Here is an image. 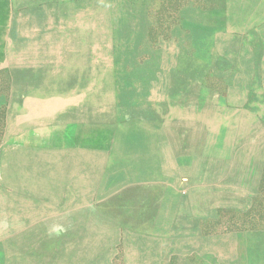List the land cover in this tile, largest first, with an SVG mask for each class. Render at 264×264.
Returning a JSON list of instances; mask_svg holds the SVG:
<instances>
[{"label":"rangeland","instance_id":"374dc122","mask_svg":"<svg viewBox=\"0 0 264 264\" xmlns=\"http://www.w3.org/2000/svg\"><path fill=\"white\" fill-rule=\"evenodd\" d=\"M0 264H264V6L0 0Z\"/></svg>","mask_w":264,"mask_h":264},{"label":"crops","instance_id":"0c3cea01","mask_svg":"<svg viewBox=\"0 0 264 264\" xmlns=\"http://www.w3.org/2000/svg\"><path fill=\"white\" fill-rule=\"evenodd\" d=\"M48 1V0H45ZM51 2L57 1V0H50ZM254 3L257 7H261L264 6V0H254ZM90 70L86 71V73H88ZM97 69H96V73H97ZM93 74V73H92ZM97 80V78H96ZM84 103L81 107V111H79L78 113H80V115H78L77 118H79V120H76V129L78 131L81 132V134H84V136L87 139H91V140H95L96 141V154H98V141H99V129H100V116H99V111L98 110H93L91 108V110L84 108L85 107ZM184 113V112H183ZM192 114H194L192 112ZM200 158V157H199ZM200 159H204L200 158ZM199 159V160H200ZM196 159V157L193 159L192 161V165L189 168V173L192 175V181L194 183H199V184H209L210 182V170L209 169H205L204 164H201L200 167H196V162L199 161ZM201 161V160H200ZM207 173V174H206ZM227 177V175L225 174V178ZM207 180V183H206ZM205 181V182H204ZM221 182V181H220ZM161 190H164L161 188ZM192 196V190H189L187 192V197L185 200H187L188 202H190V197ZM174 208H175V204L171 203L168 207V209L170 210V214H172L174 212ZM186 221L187 219H185L183 216L178 217L177 219H175L174 225H179L176 226L177 228H185L184 226L181 225V222ZM182 222V223H183Z\"/></svg>","mask_w":264,"mask_h":264}]
</instances>
